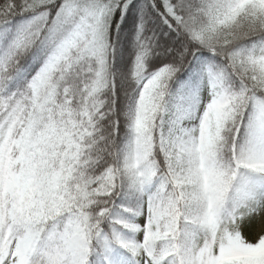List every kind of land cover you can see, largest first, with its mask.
Listing matches in <instances>:
<instances>
[{"label":"snow or ice","instance_id":"6c2138e0","mask_svg":"<svg viewBox=\"0 0 264 264\" xmlns=\"http://www.w3.org/2000/svg\"><path fill=\"white\" fill-rule=\"evenodd\" d=\"M0 264H264V0H0Z\"/></svg>","mask_w":264,"mask_h":264}]
</instances>
